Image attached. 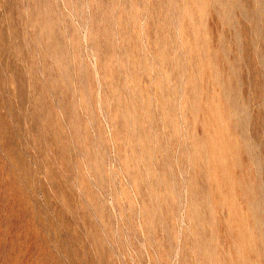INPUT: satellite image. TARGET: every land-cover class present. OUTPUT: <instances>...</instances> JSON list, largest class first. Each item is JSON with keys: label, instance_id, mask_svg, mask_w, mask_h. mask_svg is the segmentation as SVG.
I'll return each instance as SVG.
<instances>
[{"label": "rangeland", "instance_id": "374dc122", "mask_svg": "<svg viewBox=\"0 0 264 264\" xmlns=\"http://www.w3.org/2000/svg\"><path fill=\"white\" fill-rule=\"evenodd\" d=\"M0 264H264V0H0Z\"/></svg>", "mask_w": 264, "mask_h": 264}]
</instances>
